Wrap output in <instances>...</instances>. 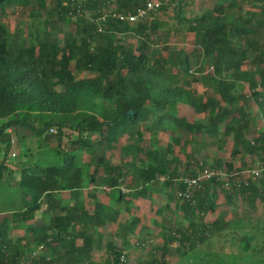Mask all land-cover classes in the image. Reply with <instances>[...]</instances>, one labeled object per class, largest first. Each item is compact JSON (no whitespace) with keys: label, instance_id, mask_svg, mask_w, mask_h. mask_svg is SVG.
<instances>
[{"label":"trees","instance_id":"obj_1","mask_svg":"<svg viewBox=\"0 0 264 264\" xmlns=\"http://www.w3.org/2000/svg\"><path fill=\"white\" fill-rule=\"evenodd\" d=\"M145 1L57 0L49 16H78L64 44L47 34L16 46L0 21V203L12 207L0 208V264H127L122 249L131 245L152 246L142 264H168L244 227L264 201V177L247 187L214 177L185 195V178L204 167L232 176L264 160V130L246 110L253 101L264 119V0H213L188 19L187 0H170L137 23L109 13L99 31L103 12ZM169 8L194 48L166 56L155 45ZM130 35L141 37L136 48L124 43ZM199 64L212 70L200 77ZM253 125L260 131L248 133ZM19 126L39 145L56 141L57 159L10 168V129ZM44 206L49 219L28 224ZM104 249L106 258L97 254Z\"/></svg>","mask_w":264,"mask_h":264},{"label":"rangeland","instance_id":"obj_2","mask_svg":"<svg viewBox=\"0 0 264 264\" xmlns=\"http://www.w3.org/2000/svg\"><path fill=\"white\" fill-rule=\"evenodd\" d=\"M47 2L46 8L42 9L39 16L32 15V12L38 7V3L41 0H10V3L0 5V21H3L11 30V37L15 40L16 46L32 45L38 43L39 39L44 38L47 34L56 36L61 44H64L68 37H74L76 34L75 21L78 20L77 15H72L69 22H64L58 19L57 14L49 16L48 11L54 6L57 0H44ZM65 3L69 0H64ZM247 1L244 0V6ZM177 4L181 2L177 1ZM216 2L213 0H187L181 10L186 19L200 16L205 9L211 8ZM86 15H90L88 12ZM177 12H174L172 8H169L167 12L158 15V20L163 23L160 28L163 38H156L158 40V48H162L163 54L176 52L182 48H194V44L190 42V39H186V27L185 24L180 23ZM39 38V39H38ZM141 37L130 35L124 39V43L136 48ZM14 43V41H13ZM165 46H169V49H165ZM73 66V65H72ZM202 71L198 74L201 77L206 72L212 70L207 68L205 64H199ZM203 67V68H202ZM178 71V70H175ZM81 77H88L92 74L89 71H83L79 74ZM229 77V74H226ZM195 92L202 91L201 84L190 85ZM248 92V86L245 84L241 92ZM246 110L250 112V116L254 120L259 122L260 129L264 130L263 115L259 111L258 106L252 101L250 105L246 106ZM5 119H0L2 124ZM257 122V123H258ZM253 129V130H252ZM249 132L260 131L258 128L254 129V125ZM54 128V132H56ZM70 138H77V133L69 131ZM12 138V147L9 152V166L10 168H18L19 164L24 162H30L35 164L40 162L43 165L53 163L56 159V153L54 145L56 141L41 143L36 135L32 132L28 126H19L18 128H12L10 133ZM168 138V137H167ZM67 141V140H65ZM66 146V145H65ZM67 147V146H66ZM12 152L16 153L15 157H11ZM4 156V146L0 145V160ZM202 159V157H201ZM236 204L238 200L235 199ZM1 202V201H0ZM246 199H243L244 205ZM237 205H234L235 209ZM0 208H6L9 212H12V207H8L7 204L0 203ZM15 209V208H14ZM46 206L43 207V211L33 217L28 224H33L38 220H48L49 215L46 213ZM47 214V215H46ZM244 227H238L232 232L223 231L226 235L222 236L215 234L203 244L199 245L195 250L189 252L185 256H172L169 258L168 264H264V201L259 202L253 218L243 221ZM24 223L14 231V235L24 234ZM115 228H113L114 230ZM107 231H110L108 228ZM156 232V231H155ZM117 236V235H116ZM117 239H120L116 237ZM163 238L160 236L151 244L160 243ZM130 246V244H129ZM152 246L141 248L138 246L127 247L126 258L127 264H142L149 259V253ZM97 250V254L107 257V254Z\"/></svg>","mask_w":264,"mask_h":264},{"label":"built area","instance_id":"obj_3","mask_svg":"<svg viewBox=\"0 0 264 264\" xmlns=\"http://www.w3.org/2000/svg\"><path fill=\"white\" fill-rule=\"evenodd\" d=\"M169 1L170 0H146L144 5L138 7L134 12H112L111 10L103 12V14L97 20L100 24L99 31L102 30L101 24L109 18V13L112 14L113 18L122 22L137 23L149 18L153 13L157 12L158 9H160L164 4H167ZM15 156L16 153L12 152L11 157ZM214 177L216 180L224 181V186H250L251 182H257L264 177V160L252 168L243 169L242 171L234 173L232 176H228L226 170L223 169L204 167L198 171L197 175L185 178V195L188 197L191 196L196 190L201 188L204 181L211 180ZM124 257L125 253L122 252L121 260H124Z\"/></svg>","mask_w":264,"mask_h":264},{"label":"crops","instance_id":"obj_4","mask_svg":"<svg viewBox=\"0 0 264 264\" xmlns=\"http://www.w3.org/2000/svg\"><path fill=\"white\" fill-rule=\"evenodd\" d=\"M10 131H12V129H10ZM122 252H124V253H125V255H126V250H125V248H124V249H122Z\"/></svg>","mask_w":264,"mask_h":264}]
</instances>
